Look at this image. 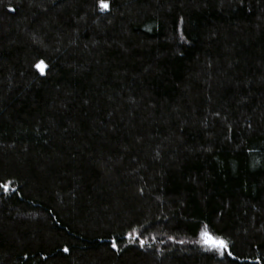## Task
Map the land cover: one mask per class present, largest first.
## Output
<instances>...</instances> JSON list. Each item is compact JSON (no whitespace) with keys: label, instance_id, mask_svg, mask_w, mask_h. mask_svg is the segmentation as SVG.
Here are the masks:
<instances>
[{"label":"trees","instance_id":"1","mask_svg":"<svg viewBox=\"0 0 264 264\" xmlns=\"http://www.w3.org/2000/svg\"><path fill=\"white\" fill-rule=\"evenodd\" d=\"M107 3L0 0V264H264V0Z\"/></svg>","mask_w":264,"mask_h":264},{"label":"rangeland","instance_id":"2","mask_svg":"<svg viewBox=\"0 0 264 264\" xmlns=\"http://www.w3.org/2000/svg\"><path fill=\"white\" fill-rule=\"evenodd\" d=\"M44 66V65H43ZM42 66V70L39 69L40 71L44 70V67ZM202 233L206 234L204 236H202ZM211 238L213 240H220L218 239L212 232H210L209 230L205 229L202 230L199 234V242L200 245L202 246L203 250L206 251L208 254H211L214 257H219L222 255L224 248H217V247H212L208 241L207 238Z\"/></svg>","mask_w":264,"mask_h":264},{"label":"snow or ice","instance_id":"3","mask_svg":"<svg viewBox=\"0 0 264 264\" xmlns=\"http://www.w3.org/2000/svg\"><path fill=\"white\" fill-rule=\"evenodd\" d=\"M99 7H100L101 10H106L109 7V5L107 3V0H99ZM43 65H44V62L40 61L37 64V68L42 70V66ZM0 187H4L5 190H7V185H0ZM204 235H206V234L202 233V236H204ZM207 239H208V241H209V243H210V245L212 247H217V248H221V249L226 247L225 242L222 241V240H219V241L218 240H213L210 237L207 238ZM113 246L115 247V244ZM65 251H67V249H65Z\"/></svg>","mask_w":264,"mask_h":264}]
</instances>
